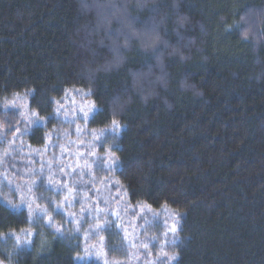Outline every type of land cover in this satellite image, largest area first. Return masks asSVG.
Returning <instances> with one entry per match:
<instances>
[{
    "label": "trees",
    "instance_id": "16d2710c",
    "mask_svg": "<svg viewBox=\"0 0 264 264\" xmlns=\"http://www.w3.org/2000/svg\"><path fill=\"white\" fill-rule=\"evenodd\" d=\"M248 3L183 0L181 10L193 18L186 35L196 44L185 48L192 58L166 59L169 86L144 104L133 74L149 67L160 73L153 54L133 41L121 67L85 78L84 57L71 39L79 23L76 0H0V102L28 94L30 109L46 120L26 136L40 147L67 90L91 92L97 110L89 127L121 126L112 141L128 201L180 216L172 264H264V68L235 30ZM157 8L170 13L171 0H159ZM131 11L141 24L153 15ZM101 51L98 62L107 55ZM181 80L203 96L181 90ZM129 97L133 103L116 111ZM39 190L47 196L43 184ZM80 246L71 230L58 232L45 216L31 219L25 208L0 200L2 264H100L77 261Z\"/></svg>",
    "mask_w": 264,
    "mask_h": 264
},
{
    "label": "rangeland",
    "instance_id": "374dc122",
    "mask_svg": "<svg viewBox=\"0 0 264 264\" xmlns=\"http://www.w3.org/2000/svg\"><path fill=\"white\" fill-rule=\"evenodd\" d=\"M90 95L80 89L67 90L56 104L55 124L40 147L32 146L26 136L46 120L33 116L36 112L29 107L28 94L0 102V200L12 208H25L31 219L45 216L46 223L58 232L71 230L78 235L77 261L172 264L180 216L166 206L156 210L128 201L116 178L120 158L112 141L121 126L117 131L113 123L98 130L89 127L97 110ZM81 109L89 112L87 119ZM107 154L117 158L115 166L109 167ZM39 182L46 197H39ZM173 224L177 226L174 234ZM31 236L26 231L22 237L28 240Z\"/></svg>",
    "mask_w": 264,
    "mask_h": 264
},
{
    "label": "clouds",
    "instance_id": "9594fccd",
    "mask_svg": "<svg viewBox=\"0 0 264 264\" xmlns=\"http://www.w3.org/2000/svg\"><path fill=\"white\" fill-rule=\"evenodd\" d=\"M182 2L171 0V14L168 10L161 14L157 8L159 0H76L79 23L71 39L84 57L81 71L85 78L121 67L126 60L124 52L135 41L141 51L153 54L160 73H154L149 67L143 73L133 74L132 86L144 104L159 96V88L167 89L169 86L164 71L166 59L178 57L180 62H186L192 57L185 48L196 44L195 37L186 35L193 25V18L181 10ZM133 7L137 11L148 9L153 15L141 24L132 14ZM169 19L175 41L169 36ZM235 30L248 45L254 64L264 68V0H249L239 13ZM101 50H106L107 55L98 62ZM180 88L185 92L191 91L195 96H203V91L195 84L187 85L185 80L180 81ZM131 103L133 99L129 97L115 110L123 111L125 104ZM168 107H171L170 103Z\"/></svg>",
    "mask_w": 264,
    "mask_h": 264
},
{
    "label": "snow or ice",
    "instance_id": "6c2138e0",
    "mask_svg": "<svg viewBox=\"0 0 264 264\" xmlns=\"http://www.w3.org/2000/svg\"><path fill=\"white\" fill-rule=\"evenodd\" d=\"M94 107V106H93ZM57 111L59 112L60 109H57ZM81 112L84 116L85 119L88 118V115H89V112H86L84 111L83 109H81ZM33 116L36 118V119H39V116L38 114L36 113H33ZM120 125L116 122V121H113V131H117L119 129ZM94 136H96L95 132L93 133ZM96 139L99 140V136H96ZM93 156L96 155V153H92ZM105 159L108 160V164H109V167H113L115 166L116 162H117V158L112 156L111 154H107L105 156ZM51 182V181H50ZM29 211L32 212L33 209H32V206L29 205ZM40 211H47L46 209H40ZM51 219V218H49ZM177 231V226L175 224H173L171 226V232L174 234L175 232ZM168 233H165V236H167ZM175 242V238L173 239V243ZM145 247H147V245H145ZM175 259H177V257H170V261H174ZM0 264H2V262H0Z\"/></svg>",
    "mask_w": 264,
    "mask_h": 264
},
{
    "label": "bare ground",
    "instance_id": "6f19581e",
    "mask_svg": "<svg viewBox=\"0 0 264 264\" xmlns=\"http://www.w3.org/2000/svg\"><path fill=\"white\" fill-rule=\"evenodd\" d=\"M113 240V239H112ZM183 241V240H182ZM180 244V243H179ZM84 249V248H83Z\"/></svg>",
    "mask_w": 264,
    "mask_h": 264
}]
</instances>
